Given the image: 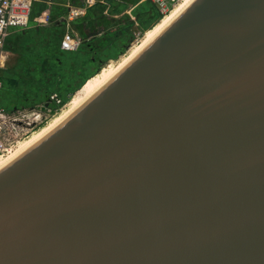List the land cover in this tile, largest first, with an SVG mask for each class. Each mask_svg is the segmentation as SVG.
<instances>
[{
    "label": "water",
    "instance_id": "obj_1",
    "mask_svg": "<svg viewBox=\"0 0 264 264\" xmlns=\"http://www.w3.org/2000/svg\"><path fill=\"white\" fill-rule=\"evenodd\" d=\"M0 264H264V0H190L2 165Z\"/></svg>",
    "mask_w": 264,
    "mask_h": 264
},
{
    "label": "built area",
    "instance_id": "obj_2",
    "mask_svg": "<svg viewBox=\"0 0 264 264\" xmlns=\"http://www.w3.org/2000/svg\"><path fill=\"white\" fill-rule=\"evenodd\" d=\"M179 0H151L155 10L151 14L159 18L168 12ZM49 3L59 4L60 14L52 19L51 7L46 5L38 12L32 9L33 0H0V67L7 53V38L12 32H21L27 37H37L48 40L58 46L60 54L75 51L81 43L80 36L70 29H55L54 25L59 20L68 23L77 17L89 14V17H97L89 10L98 4L103 8V14L112 18L119 17L112 30H123L118 37L127 35L124 47L130 48L143 36L145 30L139 21L140 14L128 13L126 19H122V13L111 14L109 10L110 0H48ZM102 34L98 32L97 35ZM130 50V49H129ZM54 78L61 76V70L56 67L52 71ZM72 93L60 88L50 87L44 96L37 99L30 108L12 109V92L2 88L0 78V158L8 154L18 142L37 129V125L45 119L48 121L54 114L65 107Z\"/></svg>",
    "mask_w": 264,
    "mask_h": 264
},
{
    "label": "rangeland",
    "instance_id": "obj_3",
    "mask_svg": "<svg viewBox=\"0 0 264 264\" xmlns=\"http://www.w3.org/2000/svg\"><path fill=\"white\" fill-rule=\"evenodd\" d=\"M115 1L121 10H128L131 13H141L142 28L148 27L154 22L155 16L149 14V11L152 9L151 0ZM55 5L53 9L60 11L59 4ZM117 21H119V17L115 19L105 16L94 23L97 26L106 28ZM147 34L145 33L140 42L132 49L131 47L126 48L122 45L121 47L123 48L115 57H109L104 61H100L115 54L116 48L122 41H112L101 49H89V45L82 44L77 50L62 55L58 51V46L51 41H45L37 37H27L21 32H12L7 38L9 54L7 55L6 63L0 67L2 88L12 91L11 108H30L35 104L37 99L41 98V95L46 90L45 87L69 88L71 85V92L73 93L84 76H88L97 70L100 71L108 63L116 64L120 62L146 39ZM9 43L13 45V49ZM56 67L61 70V76L57 79L52 76V71ZM76 92L70 97V100L78 93ZM70 102L65 108L69 106Z\"/></svg>",
    "mask_w": 264,
    "mask_h": 264
},
{
    "label": "bare ground",
    "instance_id": "obj_4",
    "mask_svg": "<svg viewBox=\"0 0 264 264\" xmlns=\"http://www.w3.org/2000/svg\"><path fill=\"white\" fill-rule=\"evenodd\" d=\"M190 0H179L168 12H166L160 19V24L152 31L147 32L146 39L131 53H129L123 60L114 64L108 63L103 66L101 70L90 79L70 100L67 108L63 107L60 111L54 114L44 125L38 127L25 138L21 139L18 144L5 156L0 158V167L18 155L24 149L33 144L37 139L43 136L46 132L57 125L61 120L66 118L71 112L83 104L90 96H92L100 87H102L135 53H137L149 40L157 34L180 10H182ZM145 34V32H144ZM143 34V35H144ZM143 37V36H142ZM140 38V40L142 39ZM140 40L138 42H140ZM136 42L131 49L138 43ZM130 49V50H131ZM129 51V50H128ZM127 51V52H128ZM126 52V53H127ZM125 53V54H126ZM124 54V55H125ZM123 55V56H124ZM121 59V58H119ZM118 59V60H119ZM69 103V102H68ZM65 108V109H64ZM64 109V110H63ZM60 112V113H59ZM42 127V128H41ZM40 128V129H39ZM39 129V130H38Z\"/></svg>",
    "mask_w": 264,
    "mask_h": 264
},
{
    "label": "trees",
    "instance_id": "obj_5",
    "mask_svg": "<svg viewBox=\"0 0 264 264\" xmlns=\"http://www.w3.org/2000/svg\"><path fill=\"white\" fill-rule=\"evenodd\" d=\"M46 5H50V7H51V15H52V19L54 18V17H57V16H59V14H60V12H61V10L59 11H57V10H54L53 8H54V6H56L54 3H49V2H45V1H43V0H33V4H32V9L34 10V11H36V12H38L41 8H43L44 6H46ZM155 5L152 3V9L149 11V14L150 15H154L155 16V20H154V22H152L151 23V25L150 26H148V27H145V28H143L144 30H145V33H147V32H149L150 30H152L156 25H158L159 23H160V19L162 18V16L159 18L157 15H155L154 13L153 14H151V11L152 10H155ZM109 10H110V12H111V14H114V13H122L123 12V14H122V16H121V18L122 19H126L127 17H128V13H126L124 10H121L118 6H117V4H116V1L115 0H110V6H109ZM103 8H102V6L101 5H98V4H96V5H94V6H92V8L89 10V12L90 13H94V15H96V16H98V17H105V15L103 14ZM135 14H140V13H135ZM88 17H89V14H85V15H83V16H80V17H77V18H75L74 20H72L71 21V23L73 24V25H75V31H73V30H71L72 32H74L76 35H78V36H80L81 34H84V33H86V31L85 30H83L82 29V27H80V26H78V23H80L81 21H84V20H86V19H88ZM139 21H140V23H141V16L139 17ZM62 24L61 23V21L59 20L58 21V24H56L55 23V25H54V28L55 29H59V30H63V27L62 28H60L61 26L60 25ZM114 24H110V25H108L106 28H104L103 29V31H101V33L102 34H100V35H97V34H94V33H90V34H88V35H86L87 36V39H82L81 40V43H80V46L82 45V44H86V45H89V49H101V48H103V47H105V46H107L110 42H112V41H116V42H119V41H122L119 45H118V47L116 48V52H115V54H113V55H111V56H108V57H106V58H103L102 60H100V61H104L105 59H107V58H109V57H115V55H117L118 54V52L124 47V43H125V40H126V37H125V35H122V36H120V37H118L117 36V34L118 33H120L121 31H123V30H112V26H113ZM85 31V32H84ZM45 41H48V40H45ZM123 45V47H121ZM79 46V47H80ZM99 72V70H97L96 72H94V73H91V74H89L88 76H84V78L82 79V81H81V83L79 84V88H78V90H77V88L75 89V91L72 93L71 92V85H70V87L69 88H61L60 87V89L61 90H66V91H68L69 93H72V95L76 92V90H77V92L96 74V73H98ZM46 88V90H45V92L48 90V88H50V87H45ZM45 92L41 95V96H43L44 94H45ZM76 92V93H77ZM71 95V96H72ZM69 101H70V99H69ZM47 121L45 120V119H43L38 125H37V128L38 127H40V126H42V125H44L45 123H46ZM46 125V124H45ZM44 125V126H45ZM43 127V126H42ZM41 127V128H42ZM40 129V128H39ZM38 129V130H39Z\"/></svg>",
    "mask_w": 264,
    "mask_h": 264
},
{
    "label": "crops",
    "instance_id": "obj_6",
    "mask_svg": "<svg viewBox=\"0 0 264 264\" xmlns=\"http://www.w3.org/2000/svg\"><path fill=\"white\" fill-rule=\"evenodd\" d=\"M43 1H45V2H48V0H43ZM101 19H103V17L101 18V17H88V19H86V20H84V21H81L80 23H78V26H80V27H82V29L83 30H85L86 31V33H84V34H81L80 35V38L81 39H87V36L86 35H88V34H90V33H94V34H97L98 32H101V31H103V27L102 26H97V25H95V23L94 22H97L98 20H101ZM116 19V18H115ZM107 20H108V18H107ZM71 21L72 20H70V21H68V23L67 22H65V21H63L62 20V24L60 25L61 27L60 28H62L63 27V30L64 29H66V28H68V29H70V30H73V31H75V25H73L72 23H71ZM109 22V21H108ZM107 22V23H108ZM56 24H58V22L56 23ZM109 24V23H108ZM107 24V25H108ZM84 31V32H85ZM91 35V34H90ZM6 44H7V41H6ZM9 45H10V43H9ZM8 47V46H7ZM10 47L13 49V45H10ZM9 48V47H8ZM9 54V52L7 53V55ZM65 54V53H64ZM6 60H7V56H6V58H5V60H4V62H3V64H2V66H4V64L6 63ZM1 66V67H2ZM12 92V91H11Z\"/></svg>",
    "mask_w": 264,
    "mask_h": 264
}]
</instances>
